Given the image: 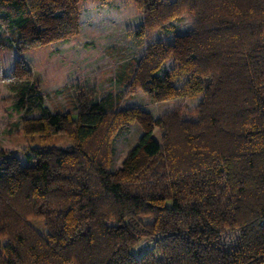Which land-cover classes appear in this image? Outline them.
I'll use <instances>...</instances> for the list:
<instances>
[{"label": "trees", "instance_id": "16d2710c", "mask_svg": "<svg viewBox=\"0 0 264 264\" xmlns=\"http://www.w3.org/2000/svg\"><path fill=\"white\" fill-rule=\"evenodd\" d=\"M105 1L0 0V82H19L5 109L25 117L0 140V264H264V0H133L138 36L192 19L145 47L129 86L156 103L203 93L194 121L115 109L114 95L50 112L40 86L71 71L52 44L76 40L78 11ZM131 122L142 134L111 170Z\"/></svg>", "mask_w": 264, "mask_h": 264}, {"label": "rangeland", "instance_id": "374dc122", "mask_svg": "<svg viewBox=\"0 0 264 264\" xmlns=\"http://www.w3.org/2000/svg\"><path fill=\"white\" fill-rule=\"evenodd\" d=\"M79 23L78 38L74 41H56L52 48L63 51L56 60L61 67L71 71L65 80L40 86L43 105L50 112H76L78 96L88 100L101 99L114 95L117 99L115 109L129 107L139 108L153 119L163 118L175 109H179L183 120L194 121L203 93L183 96L164 102H153L139 88L129 86L137 60L144 55L145 47L152 43H172L175 35H183L191 30L192 19L182 15L173 19L165 30L144 32L141 30L142 13L133 0H107L90 2L77 13ZM8 32L0 27V40L7 37ZM28 71V81L35 82L41 77V71L32 62L29 55L21 54ZM186 75L180 74L173 79V84L182 89ZM17 81L0 82V140L10 133L21 132L24 115L8 114L5 107L15 97L14 88ZM31 116L38 117L34 112ZM142 134L138 123L131 122L127 130L114 138L112 143L111 170L120 168L126 153L134 147ZM153 138L163 143V132L155 128ZM20 145L18 147H23ZM145 244H141L143 247Z\"/></svg>", "mask_w": 264, "mask_h": 264}]
</instances>
